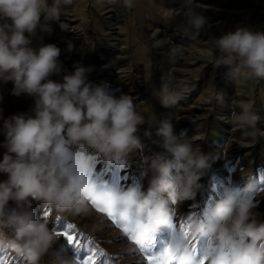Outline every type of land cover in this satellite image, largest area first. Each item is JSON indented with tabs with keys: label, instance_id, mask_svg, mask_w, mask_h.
<instances>
[{
	"label": "clouds",
	"instance_id": "clouds-1",
	"mask_svg": "<svg viewBox=\"0 0 264 264\" xmlns=\"http://www.w3.org/2000/svg\"><path fill=\"white\" fill-rule=\"evenodd\" d=\"M72 3L0 0V82H11L14 96L26 94L34 99L32 114L6 116L0 107L4 137L0 147L5 149L0 157V174L5 176L0 180V229L10 234L0 232V247L22 255L27 264H39L57 242L48 222L37 216L33 202L81 212L85 195L95 196L126 225L134 226L139 236L170 219V201L191 200L190 207L195 209L200 181L216 159L194 148L186 132L177 135L167 117L155 122V135L171 158L160 152L147 154L145 138L152 132L142 131L148 121L136 110L133 97L123 92L115 95L107 82L90 81L89 69L83 66L65 73L62 80L49 78L61 71L60 49L54 43L34 48L32 37L38 30L51 32V22L59 21L61 7ZM208 25V17L189 7L178 28L182 35L196 36ZM214 43L209 56H214V50L222 54L214 67H231V79L264 78V32L237 28ZM179 51L180 46L173 49ZM234 59L239 63L233 67ZM183 96L180 87L162 85L159 102L170 108ZM217 98L223 102L222 93ZM259 120L253 103H247L235 123L255 129ZM81 147L94 150L106 165L117 160L128 164L139 156L147 190L129 186L98 191L86 174L89 157L81 155ZM69 161L77 166L74 171ZM241 178L239 185L230 179L222 184L200 214L188 219L193 236H207L212 242L210 264H264V212L256 203L257 183L251 175ZM142 213H146L145 220L140 219ZM55 264H75V259L58 257Z\"/></svg>",
	"mask_w": 264,
	"mask_h": 264
},
{
	"label": "rangeland",
	"instance_id": "rangeland-1",
	"mask_svg": "<svg viewBox=\"0 0 264 264\" xmlns=\"http://www.w3.org/2000/svg\"><path fill=\"white\" fill-rule=\"evenodd\" d=\"M189 7L209 20L205 30L196 36L182 35L178 28ZM237 28L264 32V0H131L130 7L128 0H73L70 6L61 7L59 21L51 22V32L38 30L32 37L34 48L54 43L60 49L61 71L50 79L62 80L65 73L83 66L89 69L88 79L92 75L90 81L107 82L115 95L123 92L133 97L136 110L148 121L141 126L142 131L147 128L152 132L151 137L145 138L147 154L160 152L171 158L155 135V122L167 117L177 135L186 132L194 148L216 157L200 181L202 187L195 197V209L190 207L191 200L180 204L169 202L177 231L179 223L189 215L200 214L222 184L230 179L239 185L242 176L251 175L255 179L256 203L264 212V78L233 80L229 76L231 67L224 64L214 67L222 54L214 50V56H209L215 40ZM176 46H180L179 53L173 52ZM78 48L83 50L80 52ZM69 52L72 53L67 56ZM238 63L234 59L232 66ZM162 85L180 87L183 99L164 108L159 102ZM11 89V82H0V107L4 108V114H32L34 99L26 94L14 96ZM221 93L223 102L217 98ZM247 103H253L260 117L255 129L241 128L235 123ZM3 139L0 134V142ZM4 151L0 147V157ZM79 151L89 157L86 174L96 182L98 191L129 186L147 190L148 180L140 175L139 156L121 167L117 161L106 165L87 147ZM66 163L73 171L77 167L71 161ZM2 179L4 174H0ZM32 206L37 216L48 222L50 230L74 234L83 245L77 252V246L69 244L66 237L56 235L57 242L39 264H55L58 257H74L75 264H79V259L91 254V249H103L107 254L101 257L97 252L99 264H147L145 254L134 241L89 199L85 198V210L81 212L57 209L43 202H33ZM140 219L145 220L146 213ZM69 224L74 229H69ZM0 232L10 235L7 229ZM154 235L153 252H158L164 244L172 242L173 229L161 223ZM209 242L207 236H198V251H203ZM0 264L27 262L17 252L0 247Z\"/></svg>",
	"mask_w": 264,
	"mask_h": 264
},
{
	"label": "snow or ice",
	"instance_id": "snow-or-ice-1",
	"mask_svg": "<svg viewBox=\"0 0 264 264\" xmlns=\"http://www.w3.org/2000/svg\"><path fill=\"white\" fill-rule=\"evenodd\" d=\"M82 155V154H81ZM92 159H95L93 157ZM119 165L123 167L125 164H122L117 160ZM86 199H89L91 203L102 213H106L107 216L112 220V222L118 226L122 231L134 241L137 249L145 254L147 264H206V261L209 260V252L211 250V242H209L208 246L203 249V251H198L197 249V239L198 236H193L190 232V227L188 225V219L190 215L187 217V220H183L178 225V231L173 225L172 219H168L166 222L170 229H173V240L170 243H166L162 246V248L158 252H153V248L155 246V232L154 231H146L142 235H137L136 228L129 227L126 225L116 212L106 206L100 199L95 196H90L88 194L85 195ZM171 203H175V201H171ZM171 212V209H169ZM74 225L69 224V229H74ZM57 236H64L69 244L77 246V252L83 247L81 241L74 234H69L68 232H55ZM91 242V241H90ZM181 245L182 247H176L175 245ZM186 250L187 255L185 254ZM91 254H85L82 258L79 259V264H99L97 260L96 254L99 252V255L106 256L107 254L103 249H91Z\"/></svg>",
	"mask_w": 264,
	"mask_h": 264
},
{
	"label": "bare ground",
	"instance_id": "bare-ground-1",
	"mask_svg": "<svg viewBox=\"0 0 264 264\" xmlns=\"http://www.w3.org/2000/svg\"><path fill=\"white\" fill-rule=\"evenodd\" d=\"M70 29H71V28H70ZM78 49H79V48H78ZM82 50H83L82 48L79 49L80 52H81ZM79 51H78V50H74L75 53H76V52H79ZM64 52H65V51H64ZM71 53H72V52H69V53L67 54V56H68V55H71ZM91 77H92V75L90 74V77H89V78L92 80ZM90 79H89V80H90Z\"/></svg>",
	"mask_w": 264,
	"mask_h": 264
}]
</instances>
